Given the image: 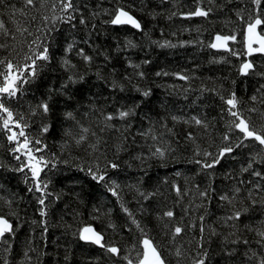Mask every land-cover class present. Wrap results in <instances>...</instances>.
I'll list each match as a JSON object with an SVG mask.
<instances>
[{
    "label": "trees",
    "instance_id": "16d2710c",
    "mask_svg": "<svg viewBox=\"0 0 264 264\" xmlns=\"http://www.w3.org/2000/svg\"><path fill=\"white\" fill-rule=\"evenodd\" d=\"M197 7L211 11L183 15ZM119 8L140 28L111 24ZM257 16L264 20V0L259 7L252 0H73L68 12L60 0L29 7L3 0L0 19L11 35H0L6 45L0 59L22 63L37 37L50 46V59L38 62L37 76L15 98L0 97L23 116L26 135L41 141L47 161L38 180L27 168L17 171L27 158L16 159L20 153L11 151L15 144L0 126V215L13 228L0 238V264H127L125 257L135 264L145 236L165 264H260L264 152L232 127L225 103L234 93L243 117L264 130V54L249 56L254 68L240 72L244 27ZM258 29L264 35V24ZM215 33L236 36L231 51L210 47ZM42 102L48 113L38 107ZM129 109L130 116H118ZM109 114L115 118L107 121ZM225 146L233 151L220 163L201 167ZM158 147L163 156L153 155ZM89 169L104 180H94ZM86 224L105 247L80 238ZM177 226L183 231L174 236Z\"/></svg>",
    "mask_w": 264,
    "mask_h": 264
},
{
    "label": "snow or ice",
    "instance_id": "6c2138e0",
    "mask_svg": "<svg viewBox=\"0 0 264 264\" xmlns=\"http://www.w3.org/2000/svg\"><path fill=\"white\" fill-rule=\"evenodd\" d=\"M252 2L258 7L261 5V0H252ZM2 3L3 0H0V4ZM24 3L26 7L33 6L35 4V0H24ZM60 3L61 9L64 12H68L70 9H73V0H60ZM210 11L211 9L204 10L201 7H197L194 12L183 15H186L188 17H207ZM44 19L47 20V17H45ZM69 19H72V17L69 16ZM81 23H84V21L81 20ZM110 23L113 25L131 24L135 28H140L139 22L123 8L117 9L114 18L111 19ZM262 24H264V20H262L259 16H257L252 22L247 24L248 55H251L254 52L264 53V36H259L256 32L257 27ZM16 31L21 34L28 33V35L31 36V33L28 32L27 28L17 27ZM0 35H11L10 30L6 27L5 22L2 19H0ZM14 38L15 37L13 36V39ZM39 39L40 38L37 37L35 40L31 41V43L29 44L31 54L26 55L22 63H16L12 59H0V97L7 96L8 98H15L18 92L22 89L23 84L30 83L31 80L37 76L39 68L38 62L49 61L50 46L46 44H38ZM235 40V35H221L217 33L214 38V42L210 44V47L214 49H225L227 51H231V49H229V41ZM254 43H258L259 47H253ZM4 47H6V45L0 43V48ZM71 47L72 46L69 45L68 50H71ZM232 54L237 55V53L235 52H232ZM80 55L83 56L85 61H89L91 59L87 55H84L83 50H81ZM64 64L65 66H68L69 62L65 60ZM253 68L254 65L251 62H245L241 65V72L243 74H247L249 70H252ZM141 75L143 74L141 73ZM185 78L186 77H181V79ZM80 79H83V77H80ZM69 82L75 83L76 81L73 80L72 77H69ZM144 95L147 96L148 93L145 92ZM252 99L255 100L256 97L253 96ZM225 103L228 106L229 115L235 118L232 122V127L239 130V132L243 134L244 140L252 139L258 142L259 145L264 146V130H257L249 120L243 117V115L238 110L239 101L234 93L225 101ZM38 107L42 109L44 113L49 112V104L47 102H42ZM131 114V109L127 111L119 110L118 112V116L120 118H126ZM66 116L68 118H72V113H66ZM114 118L115 117L111 114L105 117L107 121H110ZM23 119V116H16L13 110H11L10 107L6 106L3 99H0V126H2V128L6 130L7 133H10L7 135L8 141L15 144V147L12 148L11 151H13L14 153H20V155L16 156L17 160H21L22 156L27 158V162H22L21 167L16 170L24 171V169L27 168L30 170L32 178L34 180H38L40 172L42 170L41 165H46L47 161L42 155L43 148L40 147L41 141L38 139L34 141L30 140L26 135L25 129L27 128V124L23 123ZM173 119L178 118L173 117ZM193 120H195V123L197 125L202 124V121L196 119L195 117H193ZM14 128L19 129V131H15ZM42 131L47 132L48 127L44 126ZM83 131L87 132L88 129H83ZM21 137L23 138V140H21ZM84 139L85 137L81 135L79 137V140H77V143H80ZM224 139L228 140L229 137L225 135ZM232 151L233 148L231 146H225L219 150L218 154L215 157H213L212 163L201 164L199 160L195 162L197 164H201L202 168L210 169L213 168L216 164L220 163V159L225 157L226 154L231 153ZM36 153H41V155L37 156ZM153 155L163 156L164 150L158 147L156 148V151L153 153ZM204 155L209 156L211 154L204 153ZM110 166L112 168L118 167V165L115 163H112ZM251 166V163H249L248 167L251 168ZM243 171H248V169L245 168L243 169ZM89 174L94 180H104V176H98L95 172H92L91 169H89ZM255 174L259 175V173ZM44 187H47V185H44ZM29 190L31 191L32 189ZM36 190H40L39 183L36 184ZM177 192H179V189H177ZM113 194L115 195V192H113ZM201 195H206V193H201ZM221 199H227V197H221ZM39 203L43 205L44 200H39ZM124 211L127 212V209H124ZM41 215H44L43 211L41 212ZM164 215L171 218L174 214L172 211H167L164 213ZM239 217L240 213L237 212L235 214V218L238 219ZM201 219H203V217H201ZM133 223H136V221H133ZM137 227H139V225H137ZM12 231L13 228L9 220L6 219L5 216L0 215V238L4 237L5 233H10ZM182 231L183 229L177 226L174 229L173 235H179ZM201 231H203V228H201ZM84 233H90L91 235H85ZM260 235L261 237H264V232H261ZM80 238L82 240L91 241L95 244L100 245L101 247H105V245L102 243V236L94 232L90 227L83 230ZM140 243L142 250L138 254L135 260V264H165V259L162 257V253L157 249V246L151 239L145 236ZM245 243L247 242L245 241ZM107 251L109 253H112L113 255L120 254V249L115 246L107 247ZM176 255H180L179 250H177ZM125 259L127 260V264H134V261L132 259L128 257H125ZM5 264H7V262H5ZM195 264H205V261L203 259H199L195 262ZM260 264H264V259L261 260Z\"/></svg>",
    "mask_w": 264,
    "mask_h": 264
},
{
    "label": "water",
    "instance_id": "95a60500",
    "mask_svg": "<svg viewBox=\"0 0 264 264\" xmlns=\"http://www.w3.org/2000/svg\"><path fill=\"white\" fill-rule=\"evenodd\" d=\"M120 9V8H119ZM125 10V9H124ZM125 11H127V10H125ZM129 12V11H128ZM116 13V12H115ZM129 14L131 15V16H133L135 19H136V17L132 14V13H130L129 12ZM115 15V14H114ZM113 18H114V16H113ZM256 18V17H255ZM254 18V19H255ZM253 19V20H254ZM137 20V19H136ZM252 20V21H253ZM138 21V20H137ZM251 21V22H252ZM250 23V22H249ZM248 24V23H247ZM247 24L245 25V27H244V31H243V46H244V50H245V53H244V55H245V57H247L246 58V60H244L242 63H241V65L243 64V63H245V62H250L249 61V56H251V55H253V54H255V53H260V52H254V53H252L251 55H248V53H247ZM128 25H131V24H128ZM132 26V25H131ZM256 32H257V34L259 35V36H264L263 34H261L260 32H259V29H258V27H257V29H256ZM216 34L217 33H215L213 36H212V39H211V42H210V44L211 43H213L214 42V38H215V36H216ZM220 34V33H219ZM221 35H225V34H221ZM253 47H259V44L258 43H254L253 44ZM219 50H225V49H219ZM261 54H264V53H261ZM241 65H240V72H241ZM242 73V72H241ZM262 149H263V152H264V146H262ZM6 218V217H5ZM7 219V218H6ZM10 222V221H9ZM91 228V229H93V231L94 232H96V233H98V234H100L101 235V233L99 232V231H97L94 227H93V225H91V224H86V225H83L82 227H81V229H80V231H79V236L81 237V233L83 232V230L85 229V228ZM85 235H91L90 233H84ZM102 236V235H101ZM84 241H86V240H84ZM89 242H91V241H89ZM93 243V242H92ZM95 244V243H94ZM96 245H98V244H96Z\"/></svg>",
    "mask_w": 264,
    "mask_h": 264
}]
</instances>
